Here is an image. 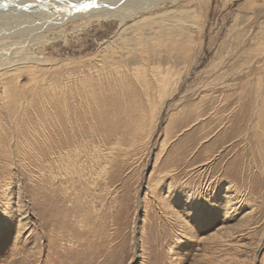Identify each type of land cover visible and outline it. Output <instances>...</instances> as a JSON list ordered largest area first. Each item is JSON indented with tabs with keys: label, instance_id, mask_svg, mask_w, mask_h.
Masks as SVG:
<instances>
[{
	"label": "rangeland",
	"instance_id": "rangeland-1",
	"mask_svg": "<svg viewBox=\"0 0 264 264\" xmlns=\"http://www.w3.org/2000/svg\"><path fill=\"white\" fill-rule=\"evenodd\" d=\"M31 1L0 6V264H264V0Z\"/></svg>",
	"mask_w": 264,
	"mask_h": 264
},
{
	"label": "bare ground",
	"instance_id": "bare-ground-1",
	"mask_svg": "<svg viewBox=\"0 0 264 264\" xmlns=\"http://www.w3.org/2000/svg\"><path fill=\"white\" fill-rule=\"evenodd\" d=\"M28 1H30V0H6L3 3L4 5H2V6H4L6 8V7H10L11 5H18L19 7H17V9H19V10L23 9V7L28 8V6H30V5L34 6L33 3L27 4ZM34 1L35 0H32L31 2H34ZM36 1H38L39 4L41 3L42 4L41 6H46L45 7L46 10H49V13H47L48 16H46V15L43 16L40 13L42 15V17H40L41 20L38 23V24H40V26H36L37 28L40 29V28H42V26L50 25L51 20L55 21V22L58 21L57 23L61 24L64 21L65 22H71V21H74V19H80L81 20L85 17H88V20L91 21V20H99V18L106 17L107 15H110V14L114 15L115 13H117L119 8L125 3L126 0H36ZM158 1H163V0H156V1L155 0H149L150 4L148 5V7H150V8L154 7V4ZM174 1H176V0H174ZM63 3H65L66 5ZM34 8H35V6H34ZM144 10H146V9H144ZM9 12H12V11H5L4 13L2 12L0 16H6L7 17L6 14ZM13 14H16V13L14 12ZM58 18L59 19L62 18V19L58 20ZM156 18H157V16H156ZM30 24L33 25L32 23H30ZM36 24H37V22H36ZM36 27H34V28L36 29ZM6 31L7 30H5V32ZM12 62H14V61H12Z\"/></svg>",
	"mask_w": 264,
	"mask_h": 264
},
{
	"label": "water",
	"instance_id": "water-1",
	"mask_svg": "<svg viewBox=\"0 0 264 264\" xmlns=\"http://www.w3.org/2000/svg\"><path fill=\"white\" fill-rule=\"evenodd\" d=\"M6 0H0V6L4 5L3 3L5 2Z\"/></svg>",
	"mask_w": 264,
	"mask_h": 264
}]
</instances>
